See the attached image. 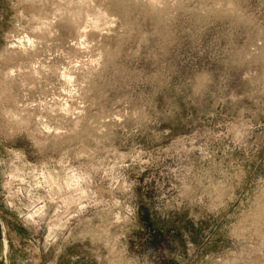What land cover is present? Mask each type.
<instances>
[{
    "label": "rangeland",
    "instance_id": "1",
    "mask_svg": "<svg viewBox=\"0 0 264 264\" xmlns=\"http://www.w3.org/2000/svg\"><path fill=\"white\" fill-rule=\"evenodd\" d=\"M0 264H264V0H0Z\"/></svg>",
    "mask_w": 264,
    "mask_h": 264
}]
</instances>
